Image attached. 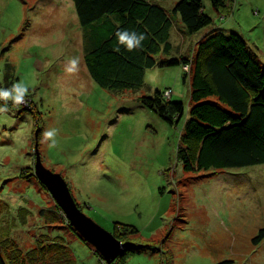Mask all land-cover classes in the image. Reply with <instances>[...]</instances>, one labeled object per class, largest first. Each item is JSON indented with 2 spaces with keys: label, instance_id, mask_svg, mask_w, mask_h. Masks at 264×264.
<instances>
[{
  "label": "rangeland",
  "instance_id": "1",
  "mask_svg": "<svg viewBox=\"0 0 264 264\" xmlns=\"http://www.w3.org/2000/svg\"><path fill=\"white\" fill-rule=\"evenodd\" d=\"M175 2L160 4L169 10ZM203 5L211 25L187 35L176 17L169 57H158L145 71L140 89L114 92L100 88L87 72L84 29L71 0H0V88L29 85L25 103L9 102L0 113L4 259L17 255V248L57 242L74 264H107L69 227L46 219L55 211L68 221L35 175L39 159L64 180L77 209L95 224L109 233L114 223L132 226L137 233L128 234L131 243L153 246L110 264H264V239L252 243L264 229V164L185 171L177 151L190 109L191 75L186 72L183 83L181 65L160 64L179 55L192 58L206 36L234 33L264 69V0H231L219 12L206 0ZM71 57L79 65L68 73ZM157 90L183 103L178 125L139 103ZM52 128L58 133L55 147L42 136ZM63 255L50 250L42 260L52 263Z\"/></svg>",
  "mask_w": 264,
  "mask_h": 264
},
{
  "label": "trees",
  "instance_id": "2",
  "mask_svg": "<svg viewBox=\"0 0 264 264\" xmlns=\"http://www.w3.org/2000/svg\"><path fill=\"white\" fill-rule=\"evenodd\" d=\"M71 1L84 29L87 72L100 88L114 92L140 89L145 71L157 65L158 57H169L173 50L170 31L176 17L184 27L181 32L187 35L213 22L204 12L205 0H176L169 10L160 3L175 0ZM206 1L219 12L231 0ZM121 30L143 33L146 39L141 47L129 51L118 42L116 33ZM160 64L181 65L183 83L187 80L186 72L191 75L190 109L182 125L177 151L185 171H222L264 164V69L242 37L234 33L211 34L198 42L192 58L179 55ZM165 92L157 90L150 96L139 97L138 101L169 125H178L185 116L184 105L166 97ZM49 212L48 217L44 210L40 213L59 227L61 224L76 233L61 214ZM133 233L137 230L132 226L113 225L111 234L125 243L124 252L117 258L119 262L137 251L153 248L131 243L127 236ZM263 239L264 229H261L252 243L257 245ZM55 249L59 254L64 253L63 257L57 256L56 262H44L42 259L48 251ZM65 249V245L57 242L40 243L39 247L24 251L17 248V255L8 260L0 251V264H74ZM216 264H231V261Z\"/></svg>",
  "mask_w": 264,
  "mask_h": 264
},
{
  "label": "water",
  "instance_id": "3",
  "mask_svg": "<svg viewBox=\"0 0 264 264\" xmlns=\"http://www.w3.org/2000/svg\"><path fill=\"white\" fill-rule=\"evenodd\" d=\"M35 175L62 209L70 226L86 243L95 248L107 264H110L124 252L125 243L116 240L111 233L99 227L79 211L64 180L58 174L44 169L39 159L35 165Z\"/></svg>",
  "mask_w": 264,
  "mask_h": 264
},
{
  "label": "clouds",
  "instance_id": "4",
  "mask_svg": "<svg viewBox=\"0 0 264 264\" xmlns=\"http://www.w3.org/2000/svg\"><path fill=\"white\" fill-rule=\"evenodd\" d=\"M118 42L123 45L127 50L132 51L141 47L142 42L146 39L143 33L129 32L127 30H121L116 33ZM79 59L77 57H71L67 61L66 71L73 73L78 70ZM29 91V85L24 81H19L12 85L10 88H0V101L4 102V106L0 107V113L8 111V103L13 105H21L25 103V98ZM57 129H46L43 133V139L49 141L50 147L56 146Z\"/></svg>",
  "mask_w": 264,
  "mask_h": 264
},
{
  "label": "built area",
  "instance_id": "5",
  "mask_svg": "<svg viewBox=\"0 0 264 264\" xmlns=\"http://www.w3.org/2000/svg\"><path fill=\"white\" fill-rule=\"evenodd\" d=\"M169 92L167 91V92H165V95L167 96V94H168Z\"/></svg>",
  "mask_w": 264,
  "mask_h": 264
}]
</instances>
